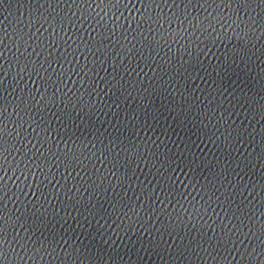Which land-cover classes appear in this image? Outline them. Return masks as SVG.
I'll use <instances>...</instances> for the list:
<instances>
[{
    "label": "water",
    "instance_id": "95a60500",
    "mask_svg": "<svg viewBox=\"0 0 264 264\" xmlns=\"http://www.w3.org/2000/svg\"><path fill=\"white\" fill-rule=\"evenodd\" d=\"M257 3L261 5L259 8L245 7L237 14L245 18L258 15L264 20V0H257ZM96 11L91 8L86 10L76 0H69L67 7L64 0H0V101L7 108L3 113V123L8 129V136L4 138L3 147H0V152L7 158L0 171V188L3 189L0 191V215L19 217L32 214L48 218V213H52L55 229L54 246L52 249L45 248L44 251L39 248L21 251L9 239V245L14 249L17 259L23 257L22 264H68L71 258L63 259V256L81 246L91 253L92 248L88 247L91 243L97 250L107 249L113 253L111 264H169L164 255L149 250L145 241L154 238V231L163 226L165 216L180 212L177 203H182V200L176 199L181 195L180 185H177L175 195L169 196L166 203L159 195L160 191H166L162 179L167 171V157L164 154L178 152L184 155L180 144L176 143L180 141L185 149H190L197 161H205L197 178L200 183L208 181L215 192L210 197V203L209 198H205L207 218L202 223L193 222L190 228L186 225L185 235L191 233L193 238L200 236L208 241L200 249L196 259L203 264H211L206 259L209 254L213 258L223 255L220 237L223 233L227 238V233L231 231L228 225H232L236 229L231 233L232 244L228 249L232 264H240V257L246 251L255 252L257 264H264V238L256 232L260 225H264V193L257 187L264 184V112L257 111L264 104H257L251 111V106H241L234 114L229 112L225 116V120L231 116V125L248 130V136L236 146L227 141L219 128L215 139H206L200 128L202 122L197 121L195 116L186 122L176 119L182 110L177 107L181 103V97L184 106L204 98H209V102L215 99V93L220 88L218 78L221 76V65L226 64L233 56L235 65L231 70L232 79L229 82L224 77V91L229 86L235 90L240 85L245 88L251 85L252 93L248 94L258 92V99L264 102V38H261L264 25H257L259 31L255 33L253 43L244 49L246 56L243 57L244 65H241V57L234 50L243 48V45L235 37L218 38L220 28L215 25L211 30H196L199 18L213 17L219 13L220 10L214 4L211 7L193 5L190 8L186 5L173 7L168 4L165 7L161 4L157 11L165 17H172L168 24L163 25L161 32L167 30L170 33L187 34H181L174 41L159 46L153 44L149 47L144 42H151L156 37L155 31L149 36L148 31L141 29V38L136 26L128 20L123 36L119 32L103 36L102 47L110 48L112 55H105L106 62H102V66L96 65L94 87L89 88V84L93 83V76H87L86 84V77L80 75L79 71H74L70 78L62 82L66 89H73L92 102L89 105L91 121H86L81 116L76 125L77 128L80 124L91 126L94 131L88 139L94 140L96 132L100 133L103 140L106 134L112 136L119 131L124 142L138 150L134 163L129 158L128 164H123L125 170L131 166L129 184L118 183L117 171L122 160L116 163L115 170L103 161L95 165L94 174L90 168H85L83 172L77 168L75 174L70 170L68 175L72 179H68V176L62 179L59 167L51 168L49 164L51 176L45 180L40 191L35 187L42 178L37 174V169H31L30 172L23 168L17 170L20 159L26 153L35 154L41 147H47L42 143L37 145L34 137H38L39 133L34 131V125H31L24 114V106L30 104L35 109L33 115L38 113L44 116L52 129L63 125L60 115L64 114L65 109H75L79 114L83 108V104L78 108L75 102L70 104L67 99L63 100L61 106L60 85L53 81L51 87L41 88L38 80L43 79L45 72L33 71V66L46 70L48 77L52 78L58 67H65L63 57L67 50L68 61L74 70L77 65L83 67L86 62L92 67L89 52L85 51L88 40L83 38L95 36L97 28L93 21L98 23L103 15L101 13L97 16ZM181 12V27L178 28L175 18ZM232 12L233 9L227 8L224 15ZM128 14L125 12L124 16L127 17ZM140 14L143 15V12ZM131 15L136 16L137 12L131 11ZM193 20L196 21L195 24ZM57 22L62 24V32L57 28ZM224 31L227 32V28ZM77 36L81 39L77 40ZM125 42L130 45L128 53H124ZM132 48L136 51H131ZM225 71L229 69L226 68ZM214 84L216 88H213ZM228 95L231 96V93ZM53 96L56 99L49 104ZM160 111L171 113V117L165 115L162 119L155 120L148 118V114ZM141 112L145 114V119L141 126H137ZM183 113L186 118L189 116L186 107L183 108ZM63 132L64 129L60 128L59 139L49 133L50 139L56 141L55 147L61 150L65 146L71 148V140L78 142V138L71 135L65 137ZM85 136L87 133L81 129L79 138ZM111 147L114 148L115 144ZM224 165H227L226 169ZM201 176L203 180H199ZM177 178L182 183L185 180L179 173ZM138 185L150 186L155 193L150 205L152 212L135 218L129 214L128 219L117 213L109 220L108 217L113 215V209L109 205L114 196L125 205L135 204L140 200L143 206L140 192L137 191ZM65 186L66 190L61 191ZM183 187L189 193L192 192L186 184ZM44 188L48 191L44 192ZM197 194L203 196L199 190ZM42 197V206L37 205L33 209L32 205ZM89 201L92 202V208L97 207L99 201V206L106 215L93 220L92 216L87 215L91 209L87 206L83 209L79 207L81 202L87 204ZM242 204L250 205L247 224H238L233 219L234 215H239L237 208L243 212ZM184 207L186 214L191 216L187 206ZM25 230L21 222L12 228L10 236L22 238ZM42 235L45 239L48 238L47 232ZM168 235L172 237L169 249L181 242L171 233ZM180 239L183 240V235ZM172 259L175 260L176 257L173 256ZM80 264L86 262L81 260ZM105 264L108 262L105 261ZM179 264H192V259H182Z\"/></svg>",
    "mask_w": 264,
    "mask_h": 264
},
{
    "label": "snow or ice",
    "instance_id": "6c2138e0",
    "mask_svg": "<svg viewBox=\"0 0 264 264\" xmlns=\"http://www.w3.org/2000/svg\"><path fill=\"white\" fill-rule=\"evenodd\" d=\"M64 2L67 7L69 0H64ZM76 2L86 10L89 8L97 10L95 13L97 16H100V14L103 13V15L100 16L98 23L96 20L93 21V23H96L97 28L95 36L93 38H88L87 36L83 38L88 40V44L85 46V51L89 52L92 67H89L88 62H86L83 67L77 65L74 70L68 61L67 50H65L63 57L65 67H58V70L52 74V78L48 77L46 70L44 69H37L33 66V71L40 70L45 72L43 79L38 80L41 88L51 87L53 81L55 84L60 85L61 106H63V100L67 99L70 104L75 102L78 108L83 104V108H81L79 114L76 113L75 109H65L64 114H58L64 123L63 125H59L57 129L50 128L44 116H41L38 113L33 115L35 109H32L30 104L23 108L24 114L27 116L31 125H34V131L39 133L38 137H34L37 145L42 143L47 146L41 147L40 151L35 154H32L31 152L26 153L25 157L20 159L19 164L17 165V170H20L21 168L28 172H30L31 169L38 170L37 174L42 178L40 184L35 185L37 191H40L45 180L50 178L51 168H56L58 166L62 172V179L64 176H68V179H72V176L68 175L70 170L75 174L77 168H79L81 172H83L85 168H90L94 174L95 165L100 163V161L108 163L109 167L115 170L116 163L122 160V164L117 171V176L119 177L118 183L122 185L130 183L129 172L131 166H129L128 170H125L123 164H128L129 158H131L134 163L136 156L138 155V150L135 149L134 146L125 143L119 131L114 132L112 136L106 134L103 140H101L100 133L96 132V138L94 140L88 139V137L93 135L94 131L91 126L85 127L84 124H80V127L77 128L76 125L79 123L81 116H83L84 120L91 121L89 105H91L92 102L87 97L81 96L78 92H74L73 89H66L62 83L65 79L70 78L74 71H79L80 75L86 77L84 81L86 84L88 83L87 76H93V83L89 84V88L94 87L96 65L99 64L102 66V62H106L104 61L105 55H112L110 48L102 47V44L104 43L103 36L105 34L111 35L119 32L120 35L123 36L125 34L127 21L131 20L132 24L136 26V31L140 32L141 38H143V32L140 31L141 29L148 31L149 36H151L152 31H155L156 37L153 38L151 42L147 40L144 42L148 44L149 47L153 44L159 46L168 43L169 41H174L181 34H187L186 32L170 33L167 30L161 32L163 25L168 24L169 20L172 19V17H165L157 11L161 7V4L165 7H167L168 4H172L173 7L186 5L188 8L193 5L211 7L214 4L216 8L220 10L219 13L213 17L199 18V24L196 30H211L215 25L220 28L218 38L227 39L229 37H235L236 40L241 42L243 48L235 49L234 52L241 57L240 64L244 65L243 57L246 56L244 49L253 43L255 33L259 31L257 25H264V20H261L258 15L245 18L237 14L240 9L245 7L255 6L256 8H259L261 5L257 3V0H175V2H173V0H76ZM227 8L233 9V12L225 16L224 10ZM145 9H147V11H145ZM131 11H136L137 15L132 16ZM125 12L129 13L127 17L124 16ZM141 12H143V15L140 14ZM182 15L183 12L175 18L178 28L181 27L180 16ZM65 19L67 20V18ZM195 23L196 21L193 20V24ZM57 28L61 32L63 31L60 22H57ZM225 28H227V32L224 31ZM193 35H195V33H193ZM261 38H264V34H262ZM76 39L80 40L81 37L77 36ZM73 43H75V41ZM129 48L130 45L125 42L124 53H128ZM131 51L135 52L136 49L132 48ZM97 56L99 59H96ZM57 59L59 60L60 58ZM234 65L235 56L230 58L226 64L221 65V76L218 78L220 88L216 91L215 99H211V102H209V98H204L202 101H193L189 105L184 106L183 98L181 97V103L177 107H180L182 110L177 114L176 119L186 122L187 119L195 116L197 121L202 122L200 128L206 139H215L217 129L219 128L222 130L221 134L227 139V141L233 146H236L241 139L248 136V130L243 127H235L231 125V116H229L227 120H225V116L229 112L234 114L237 110L241 109V106H251L249 108L251 111V109L255 108L257 104H264V102H261L258 99V92L251 95L248 94L252 93L251 85L247 88L240 85L235 90L229 86L228 90L224 91V77H227L229 82L231 81V70ZM226 68L229 69V71H225ZM109 83H111V81H109ZM237 83L239 84V82ZM213 88H216L215 84L213 85ZM53 91H55V89H53ZM221 92L224 94L221 95ZM229 92L231 93V96L228 95ZM64 93H66V95ZM55 99L56 96H53L49 100V104L55 101ZM184 107L187 108L189 114L187 118L183 113ZM5 111H7V108L4 106V102L0 101V147H3L4 138L8 136L7 126L3 123V113ZM257 111L264 112V107L258 108ZM165 115L169 116V118L171 117V113L160 111L158 113L148 114V118L152 120L157 118L162 119ZM144 119L145 114L141 112L140 122H138L137 126H141ZM213 122H215V124H213ZM117 127L119 128L120 126L118 125ZM60 128L64 129L62 134L65 137L71 135L72 137L78 138V142L76 140L69 141L71 143V148H68L67 146H65L63 150L56 148V141L50 139L49 133L59 139L58 133ZM81 129H83L84 133H87V136L84 138H79L81 135ZM126 130L127 129H125V131ZM220 142L221 141H217V143ZM176 143L180 144L181 149L185 154L181 155L178 152L175 154H164L167 157L165 161L167 164V171L164 172L162 179L166 191H160L159 195L166 203L169 196L175 195L177 185H180L179 191L181 195L176 197L178 201L182 200V203H177V208L180 212L173 214L172 216H165L163 226L159 230H155L154 238L145 241V243L148 244L149 250L153 251L155 254L164 255L165 259L169 261V264H179L180 260L186 258H191L192 264H203L202 261L196 259V255L200 253V249L205 243H208V241L206 239H201L200 236L193 238L191 233H188L187 235L184 233L186 225L190 228L193 222L198 221L202 223L203 219L207 218L208 208L205 207V198H209L208 202L210 203V197L215 195V192L212 190V185L208 181L200 183L197 178L200 169L205 165V161H197L196 158L191 155L190 149H185L180 141H176ZM112 144H115L114 148L111 147ZM117 150H119V152ZM168 161H171V163H168ZM6 162L7 158L2 152H0V171L3 170ZM13 163H15V161ZM49 164H51V168L49 167ZM245 166L247 167V165ZM9 167H11V165H9ZM153 167H155V165H153ZM223 167L226 169L227 165H224ZM177 173L185 177L183 183L178 180ZM189 177L191 179H188ZM203 179L202 176L199 177V180ZM183 184H186L188 188H191L192 192L189 193L183 187ZM4 187H6V185ZM57 187H59V185H57ZM66 187L67 186H65L64 189H61V191H65ZM257 187L260 189L261 193H264V184H259ZM2 190L3 189L0 188V191ZM197 190H199V193H202L203 196L198 195ZM43 191L47 192L48 189L44 188ZM137 191L140 192L143 206H141L140 200H137L135 204L128 203L125 205L123 202H118V199L114 196L112 198V203L109 205V208L113 209V215L109 216L108 219L112 220L117 213H119V216L128 219L129 214L135 218L137 215L146 216L149 212H152L150 205L155 198V193L152 188L150 186L143 187L138 185ZM101 195H104V193H101ZM43 202L44 200L42 197L40 201H37L36 204L32 205L33 209H35L37 205L42 206ZM185 205L187 206V211L191 212V216L186 214ZM85 206L91 209L87 215L92 216L93 220H95L96 217L106 215V213L103 212V209L99 206V201H97V207L95 208H92L91 201L87 202V204H85V202L79 204L81 209ZM241 207L243 208V212L241 213L240 208H237L236 212L239 213V215H234L233 219L236 220L238 224L241 222L247 224L249 222L248 214L250 212V205L242 204ZM157 211H159V208H157ZM262 211H264V209H262ZM93 213L95 214L94 216ZM53 219L54 217L52 216V213H48V218H45L43 215L37 217L32 214L19 217L0 215V264H22L23 257L19 260L17 259L14 254V249L9 245V239H11L15 247L19 248L21 251L24 249L33 251L38 248L40 251H44L45 248L52 249L55 240V237L53 236V232L55 231L52 223ZM21 222H23L24 228L26 229L23 237H16L15 235L10 236L12 228L18 226ZM57 227H59V225H57ZM228 227L231 231L227 233V238H225L223 233L220 237L223 242V255H216L213 258V256L209 254L206 257L211 264H232V260L229 258L228 249L229 245L232 244L231 233L236 231V229L233 228L232 225H228ZM45 232H47L48 235L47 239L42 235V233ZM256 232L261 238H264V225H260L256 229ZM161 233H164V235H161ZM168 233H171L172 236H176L177 241H181L171 249H169L168 245L172 244V237L169 236ZM98 235L99 234L97 233V236ZM181 235H183V240L180 239ZM89 236H91L90 232ZM213 239L215 240V238ZM88 247L92 248L91 253L88 252L86 247L81 246L79 248H73L62 258H71L69 259L68 264H80L81 260L85 261L86 264H105V261H107L108 264H111L113 253L107 249L97 250L91 243H89ZM209 247H211V245H209ZM217 247L219 248L220 246L217 245ZM173 256L176 257L175 260L172 259ZM240 264H257L255 252L250 253L246 251L240 257Z\"/></svg>",
    "mask_w": 264,
    "mask_h": 264
}]
</instances>
